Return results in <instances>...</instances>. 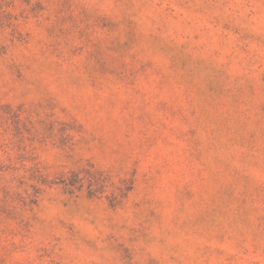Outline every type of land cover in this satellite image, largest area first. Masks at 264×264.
<instances>
[{"label": "rangeland", "instance_id": "rangeland-1", "mask_svg": "<svg viewBox=\"0 0 264 264\" xmlns=\"http://www.w3.org/2000/svg\"><path fill=\"white\" fill-rule=\"evenodd\" d=\"M0 264H264V0H0Z\"/></svg>", "mask_w": 264, "mask_h": 264}]
</instances>
